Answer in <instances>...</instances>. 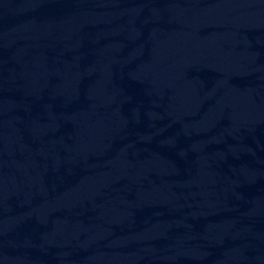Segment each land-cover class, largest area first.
Returning <instances> with one entry per match:
<instances>
[{"label": "water", "instance_id": "water-1", "mask_svg": "<svg viewBox=\"0 0 264 264\" xmlns=\"http://www.w3.org/2000/svg\"><path fill=\"white\" fill-rule=\"evenodd\" d=\"M0 264H264V0H0Z\"/></svg>", "mask_w": 264, "mask_h": 264}]
</instances>
